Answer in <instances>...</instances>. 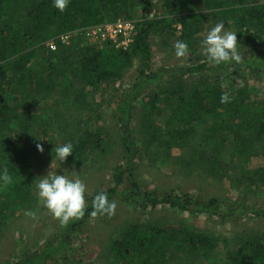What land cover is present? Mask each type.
<instances>
[{
  "label": "rangeland",
  "instance_id": "1",
  "mask_svg": "<svg viewBox=\"0 0 264 264\" xmlns=\"http://www.w3.org/2000/svg\"><path fill=\"white\" fill-rule=\"evenodd\" d=\"M259 3L264 0H246L213 10L205 7L203 2L197 3L189 22L194 29L193 35L198 36V40H194V36H182L180 15L168 10L164 0H148L149 17L157 21L150 37L152 69L207 61L201 45L206 30L223 22L225 30L236 32L249 15L250 7ZM118 18L133 20L136 26L141 20L138 1L129 8L128 17ZM76 28L79 27L67 28L31 44L27 50H33L34 55L22 67L23 80L19 82L15 76L13 81L17 102L12 101V94L6 95L7 108H14V113L8 111L0 118V164L10 149L17 151L25 143L30 144L32 178L28 201L16 202L13 194L6 200L0 197V264L18 259L24 249L49 244L55 248L60 246L58 235L64 227L35 195L34 184L40 176L48 172L69 175L75 171L86 184V193H93L114 186L112 170L125 159L123 126L114 107L117 95L134 80L136 63L122 73L123 77L104 86L100 92L95 91L81 74L79 62L95 51L110 50L111 44L87 39ZM65 31L70 33L69 40L59 44L56 50L47 49L46 41ZM176 41L188 44L184 56L175 54ZM237 43L238 52L247 56L238 37ZM232 70L233 67L205 70L201 74L179 77L178 81L169 84L187 89L201 84L210 75H219L243 83L248 88L244 94L249 99L264 92V83L244 71L228 76L227 72ZM219 81L224 88L228 86L226 78ZM165 86L164 82L160 84V87ZM144 98L147 100V96ZM145 100L135 102L129 117V132L137 149L130 165V178L148 189H175L191 193L197 200L215 197L228 205L230 211L223 208L218 215H210L168 205L138 210L114 196L110 200L117 205L114 214L88 218L62 250L55 253L54 260H47L48 264H227L231 252L264 236V173H260L264 156L259 154L264 153V140L252 142L253 149L249 150L248 135L238 120L228 119L230 123L217 126V119L208 116L190 125L181 124L183 130L177 133L170 128L167 108L163 115L157 116L144 109ZM89 132L101 137L100 142L84 155H77V143ZM67 141L73 143V154L64 162H57L56 157L45 149V144L58 145ZM36 144L43 147L42 152L37 150ZM124 187L123 183L118 189ZM10 199L14 202L8 205ZM238 206L239 211L243 206L245 208L232 213ZM26 211H34L35 216H26ZM134 226L140 228V233L150 228L160 229L161 242L154 248L160 255L159 261L147 260L142 252L143 243L128 246L126 253L114 247L116 241ZM176 227L192 228L206 235L215 247L208 251L195 250L187 244L188 238L173 241L168 235ZM165 235L168 237L164 238Z\"/></svg>",
  "mask_w": 264,
  "mask_h": 264
},
{
  "label": "trees",
  "instance_id": "2",
  "mask_svg": "<svg viewBox=\"0 0 264 264\" xmlns=\"http://www.w3.org/2000/svg\"><path fill=\"white\" fill-rule=\"evenodd\" d=\"M135 1L70 0L67 8L61 12L52 6V0H0V118H4L8 111L11 114L14 113V108L10 110L7 108L9 103L6 95L12 94V101L17 102L18 95L13 81L15 76L19 82L23 80L22 67L34 55L33 50H27L31 44L70 27H86L105 21H114L120 16L128 17L129 8L134 5ZM137 1L141 6V20L135 26L132 42L129 46L126 49L117 48L108 42V45L111 44L110 50L95 51L91 55H85L79 62L81 74L86 79L87 84L97 92H100L109 83L123 77L122 73L136 63L134 80L117 95L118 98L115 101L114 110L124 131L122 143L125 149V159L112 170L111 176L114 180V186L106 190L86 193L88 206L85 215L62 228L58 235L59 247L55 248L49 244L37 249H24L23 254L18 259L8 260L2 264H48V259L54 260L55 253H59L63 245L70 241L75 232L80 229L79 226L91 217L92 197L100 191L106 192L109 200L114 196H119L123 202L138 210L168 205V207L178 210L209 213L210 215H218L223 208L230 211L228 205L215 197L197 200L188 192H177L175 189H148L137 181H133L130 178V165L136 157L137 149L130 136L129 117L135 102L139 99L145 100L144 97L147 96L144 109L159 116L163 115L166 107L168 118L171 117L169 120L170 128H173L177 133L183 130L181 124L190 125L201 120L204 116H208L217 119V126L230 123L228 119L238 120L248 135L247 146L249 150L253 149L252 142L264 140V92L259 93L253 99H249L244 94L245 89L248 90V88L243 83L229 81L227 77H219V75L215 77L210 75L211 77H207L201 84L192 85L187 89L179 85L170 86L169 84L178 81L179 77L201 74L205 70L227 69V67L230 69L233 67L232 71L234 72H227L228 76L240 75V72L244 71L256 81L264 83V3L251 6L249 15L245 16L243 24L237 27L236 35L241 44V49L248 52L247 56L240 53L242 59L239 63H224L213 66L208 61H203L190 66L155 70L151 66L150 37L157 21L149 17L148 0ZM245 1L164 0V5L172 13L180 15L184 34L182 36L191 38L194 36V29L190 27V15L194 12L197 3L203 2L205 7L213 10ZM194 37V40H198V36ZM223 78H226L228 82V86L225 88L219 81ZM28 79L30 78H26V80ZM162 82L166 83L167 86L160 87ZM149 91L150 94H148ZM145 92L148 93L143 96ZM225 93L229 99L228 102L222 103L221 96ZM172 137L178 138L177 136ZM100 140L101 137L95 133H87L77 143V155H84L91 146ZM54 145L56 144H45V149L51 156H55L52 152ZM29 147L31 145L25 143L24 147L18 148L17 151L10 149V153L3 158L4 161L0 164V167H8L14 181L9 187L0 189V197L5 200L12 194V198L16 202L30 199L28 186L32 177L29 172L31 155L29 152L30 150L32 152V148L29 149ZM259 154L264 156L263 152ZM256 170L258 171L259 168ZM261 170L263 171L260 173H264V167ZM123 183L124 189H118V186ZM13 202L14 200L10 199L7 204L10 205ZM244 208L245 206L239 211L240 207H235L232 213L236 211L239 213ZM246 209L249 210V208ZM160 235L159 228H150L140 233V228L134 226L123 234L122 239L116 241L114 247L126 253L128 246H139L143 243L145 247L142 252L147 260L159 261L160 255L156 253L157 248L156 250L154 248L158 247L157 244L161 242ZM168 236L173 241L188 238L187 244L195 250L208 251L215 247L210 238L192 230V228L176 227L171 230ZM229 256L227 264H264V236L246 243L237 252H231Z\"/></svg>",
  "mask_w": 264,
  "mask_h": 264
},
{
  "label": "clouds",
  "instance_id": "3",
  "mask_svg": "<svg viewBox=\"0 0 264 264\" xmlns=\"http://www.w3.org/2000/svg\"><path fill=\"white\" fill-rule=\"evenodd\" d=\"M69 3L70 0H52V6L61 12L67 8ZM236 33L225 30L223 22L216 23L206 30L201 40L202 54L210 64L216 66L241 61ZM174 50L177 56H184L188 50V44L184 41H176ZM228 99L227 93L221 96L222 103L228 102ZM36 148L40 152L43 151L40 144H36ZM52 152H54L57 162H64L69 155L73 154V143L67 141L54 145ZM13 182L8 167H0V189L9 187ZM34 191L43 207L54 219L59 221L62 227L85 215L88 206L86 204V184L80 178L79 173L75 171L70 172L69 175L48 172L35 181ZM116 206L115 201L108 199L106 192H97L91 200L90 215L92 217L105 214L111 216L114 214ZM25 215L34 217L35 212L26 211Z\"/></svg>",
  "mask_w": 264,
  "mask_h": 264
},
{
  "label": "built area",
  "instance_id": "4",
  "mask_svg": "<svg viewBox=\"0 0 264 264\" xmlns=\"http://www.w3.org/2000/svg\"><path fill=\"white\" fill-rule=\"evenodd\" d=\"M135 23L130 19H116L115 21L101 22L86 27L76 28V31L92 41L110 42L117 48H127L132 42ZM70 33L61 32L46 41L49 50H56L59 44L69 40Z\"/></svg>",
  "mask_w": 264,
  "mask_h": 264
}]
</instances>
